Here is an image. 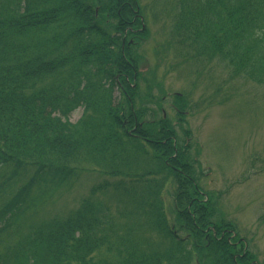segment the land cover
Listing matches in <instances>:
<instances>
[{"label":"trees","instance_id":"1","mask_svg":"<svg viewBox=\"0 0 264 264\" xmlns=\"http://www.w3.org/2000/svg\"><path fill=\"white\" fill-rule=\"evenodd\" d=\"M140 15L138 0H0V247L17 239L0 254V264H16L19 255L34 248L33 264H109L103 251L123 264H193L184 245L163 239L170 222L162 212L159 184L148 179L178 172L183 161L173 155L184 152L174 146L177 134L161 116V86L149 83L146 94L142 89L135 95L141 65L134 51L147 36L137 30ZM168 15L170 48L190 44L200 56L219 60L247 48L248 53L241 51L247 66L264 69V0H172ZM78 110L82 116L72 123ZM133 157L156 167L154 174L142 175L140 192L134 184L104 182L69 216L34 226L25 237L9 235L18 218L89 172L81 166L127 177L120 164ZM180 184L182 200L174 216L192 238L196 264L229 262L227 242L216 244L201 234L208 229L209 236L220 237L217 227L205 224L212 214L200 201L210 199L200 188L191 193ZM109 191L125 209L95 208L94 197ZM141 229L151 240L134 241ZM202 242L221 249L225 261L212 252L214 261L208 260L206 250H199Z\"/></svg>","mask_w":264,"mask_h":264},{"label":"rangeland","instance_id":"2","mask_svg":"<svg viewBox=\"0 0 264 264\" xmlns=\"http://www.w3.org/2000/svg\"><path fill=\"white\" fill-rule=\"evenodd\" d=\"M138 1L142 18L139 17L141 27L137 30L147 31V36L138 46L137 53L134 51L141 65V72L138 73L141 80L137 78V83L133 85L135 95L142 89L145 91L142 93L146 94L149 83L155 85L156 89L161 86L165 93L161 116L171 122L170 129L177 134L174 146L178 145L184 152V157L179 155L180 152L173 155L183 161V168L178 167V172L148 177L150 181L159 184L160 190L157 193L161 195L159 201L162 212L166 210L170 222L163 230V239L169 244L181 243L180 247H186L189 260L193 264L198 262V256L193 254L192 238L188 231L184 232L177 225L174 216V206L182 200V181L183 189L188 188L186 191L195 193L194 188H200L211 200L206 201L204 198L200 204L205 202L207 213L212 214L205 220V224L217 227L220 237L209 236L208 229L201 234L204 233L209 240L215 238L216 244L227 242L230 261L225 264H264V69L247 66L246 54L242 53L243 50L248 53L247 48L236 52L234 56L225 53L221 60L214 55L209 58L201 53L200 56L195 52L197 47H191L190 44H186L185 49L181 46L170 48L173 40H170L172 31L168 9L171 8L172 0ZM132 14L135 16L136 12ZM203 42L204 39H201L198 43L201 45ZM123 60L129 62L126 56ZM144 78L147 82L143 81ZM115 96H119L118 91H115ZM178 99L182 101L181 112L176 107ZM81 116L82 110H78L71 116V122L77 123ZM147 150L152 154L151 147H147ZM134 160L141 161L133 157L120 164L121 175L127 177L111 178L93 171L90 165L81 166L89 172L82 173L69 190L46 198L36 208L18 218L12 223L9 235L12 237L18 232L25 237L34 226L69 216L79 209L81 201L92 189L104 182L111 186L122 182L132 188L134 184L140 192L145 186L143 180L148 176L146 173L154 174L156 167L154 163L145 166L143 162L137 163ZM142 175L146 177L142 178ZM201 194L196 193L194 196L202 199L204 195ZM94 203L96 209H125L111 191L95 196ZM189 207H193V203H189ZM145 236L142 229L138 230L134 241L145 243L151 240L145 239ZM16 240H5L8 246L3 250L0 247V254L5 253ZM154 244L158 245L159 242ZM160 245L164 246L162 243ZM205 246L202 242L199 250H206L205 254L211 256L208 260L214 261V256L209 254L212 252L215 256L220 255V261H225L221 249L210 250ZM34 250L29 249L27 254L19 255L15 263L33 264L30 259ZM100 255L108 258L109 264H123L114 256H107L105 251Z\"/></svg>","mask_w":264,"mask_h":264}]
</instances>
